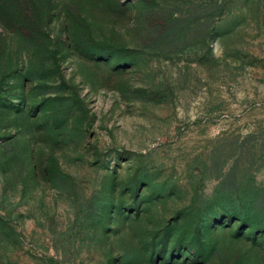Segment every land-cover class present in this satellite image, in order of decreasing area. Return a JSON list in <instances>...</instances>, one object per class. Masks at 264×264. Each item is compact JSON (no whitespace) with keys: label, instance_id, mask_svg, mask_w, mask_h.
I'll return each mask as SVG.
<instances>
[{"label":"rangeland","instance_id":"obj_1","mask_svg":"<svg viewBox=\"0 0 264 264\" xmlns=\"http://www.w3.org/2000/svg\"><path fill=\"white\" fill-rule=\"evenodd\" d=\"M0 264H264V0H0Z\"/></svg>","mask_w":264,"mask_h":264}]
</instances>
